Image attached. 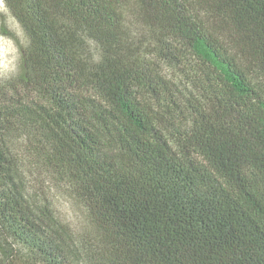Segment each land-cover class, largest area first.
Instances as JSON below:
<instances>
[{
	"label": "trees",
	"instance_id": "16d2710c",
	"mask_svg": "<svg viewBox=\"0 0 264 264\" xmlns=\"http://www.w3.org/2000/svg\"><path fill=\"white\" fill-rule=\"evenodd\" d=\"M2 1L0 264H264V0Z\"/></svg>",
	"mask_w": 264,
	"mask_h": 264
},
{
	"label": "rangeland",
	"instance_id": "374dc122",
	"mask_svg": "<svg viewBox=\"0 0 264 264\" xmlns=\"http://www.w3.org/2000/svg\"><path fill=\"white\" fill-rule=\"evenodd\" d=\"M3 1L0 0V82L15 74L20 67L19 45L26 43V37L17 21L4 10ZM5 23L10 31L3 33L1 25ZM29 187L33 195L50 198L58 218L72 226L73 229L81 227L84 218L79 203L69 196L59 182L51 177L31 173L28 176ZM39 197V198H40Z\"/></svg>",
	"mask_w": 264,
	"mask_h": 264
}]
</instances>
